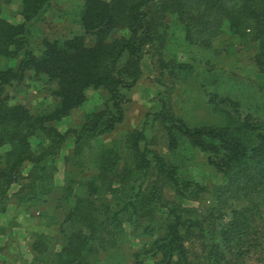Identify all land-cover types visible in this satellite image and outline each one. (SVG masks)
Instances as JSON below:
<instances>
[{"label":"trees","instance_id":"obj_1","mask_svg":"<svg viewBox=\"0 0 264 264\" xmlns=\"http://www.w3.org/2000/svg\"><path fill=\"white\" fill-rule=\"evenodd\" d=\"M13 1L0 0V57L6 60L0 65V213L15 199L13 218L0 225V235L8 236L4 245L16 247L13 228L20 214L49 217L44 206L54 193L55 206L65 211L60 223L53 217L47 222L58 225L60 238L34 233L33 258L20 264H104L105 256L129 241L127 222L136 236L146 238L133 254L137 264H238L235 258L262 241L257 236L250 245L248 237L264 205V116L244 114L238 100L208 88L221 70L209 53L224 36L252 40L248 59L264 76V0H84L77 19L82 33L44 38L36 47L34 26L46 19L55 0H21V23L3 15ZM115 30L128 33L113 37ZM171 40L184 45L188 61L163 57ZM148 52L157 58L158 82L170 79L172 91L183 79L196 78L225 123L190 126L163 94L142 129L124 141L94 144L124 121ZM28 78L56 83L52 112L37 114L15 101L14 92ZM89 88L107 91L103 107L88 113L80 128L61 131L57 123L85 103ZM153 119L170 152L176 153L185 137L224 175L218 191H225L218 197L229 191L238 200L244 195L247 203L225 217L212 207L203 214L186 206V200L203 198L206 188L185 178L180 165L154 147L148 134ZM71 135L74 148L65 157L58 188L57 159Z\"/></svg>","mask_w":264,"mask_h":264},{"label":"rangeland","instance_id":"obj_2","mask_svg":"<svg viewBox=\"0 0 264 264\" xmlns=\"http://www.w3.org/2000/svg\"><path fill=\"white\" fill-rule=\"evenodd\" d=\"M83 1L55 0L53 6L46 14V19L36 23L34 26L31 37L33 47L38 46L44 38L53 39L73 33H82L83 30L77 19ZM20 2L21 0H14L4 10L3 15L10 21L18 22L22 18L18 13ZM127 33L126 30H115L112 36L119 37ZM90 39L91 37H89ZM251 46L252 40H232L230 36H224L222 39L216 40L214 49L209 53V56L221 70L216 75L218 79L213 83L214 85L209 81L208 88L211 90L217 89L222 96L228 95L238 100L241 103L242 113L263 117L264 76L257 74L248 59ZM183 48L184 45L180 44L179 41L171 40L168 48L164 50L163 57L165 59L177 57L181 61H188L190 59L189 54ZM10 63L15 64V61L12 60ZM1 64H4V60ZM142 70L141 79L130 92L131 101L126 105L124 121L117 125L112 132L97 137L93 141L94 144L100 145L113 141H124L130 134L142 129L147 118L152 119V117H148L149 114L158 111L159 100L163 94L171 96L176 113L182 116L190 126L201 123H225V120L215 113L213 107L207 104V98H205L202 87L198 84L199 82L196 78L183 79L180 83L175 84L171 91V86L173 85L170 79L164 80L165 85H162L160 81L158 82L160 76L158 61L150 52L143 57ZM55 89V82L47 83L46 79L28 78L14 92L15 101L22 102L32 112L37 114L52 112L58 103V99L52 94ZM107 97L108 93L105 89L89 88L85 103L74 109L69 116L59 121L57 126L61 131H66L69 128H80L85 116L102 108ZM148 134L154 137V147L159 149L169 160L180 165L182 175L185 178L193 179L206 188L203 198L200 200H186V206L197 208L203 214H207L209 208L212 207L217 216L223 214L225 217V215L229 214L232 207L247 203L243 194L242 199L239 198L238 200L233 197L235 193H230L229 191H226L222 197H218L219 192L225 191L223 187L221 191H218L219 186L223 184L224 175L211 167L204 154L185 137H181L180 146L176 153L173 154L169 151L168 141L158 121L154 119L153 122L149 121ZM74 142L75 136L71 135L57 159L58 172L55 182L58 188L64 182L65 157L73 151ZM32 144L36 148L37 140L34 139ZM17 188L18 185L12 189V192L16 191ZM56 196L57 193H54L50 197V202L44 206V210L45 212L48 211L49 217L44 216L41 218V215L36 211L30 214L22 213L18 216L16 226L13 228L15 234L12 237L17 244L15 248H7L4 244L8 236L6 234L0 235L4 236V238L0 237V247L5 246L2 247L4 249L0 250V264H12V261H17V264H20L21 260L30 262L33 258L31 244L34 233H44L49 237L60 238V234H57L58 225L47 224L49 220L53 222L52 217L56 222L60 223L65 216L64 209L55 206ZM248 197L255 199V196L248 195ZM14 207L15 199L11 197L8 209H14ZM13 214L11 213L10 217L0 221V225L6 226L13 218ZM261 216V218L258 215L255 216V227L252 229L254 235L248 237V239L250 245L255 242L253 239L257 236L262 241L252 247L250 253L244 258L241 256L235 258L238 264H264V205L261 207ZM219 220L220 223H224L228 220V217L225 220H222V218ZM125 229L128 232L127 238L129 241L122 249L105 256L104 264H137L133 254L139 250L146 238L144 236H136L129 222L125 223ZM2 254H6L8 257H3ZM142 264H151V262L145 261Z\"/></svg>","mask_w":264,"mask_h":264},{"label":"crops","instance_id":"obj_3","mask_svg":"<svg viewBox=\"0 0 264 264\" xmlns=\"http://www.w3.org/2000/svg\"><path fill=\"white\" fill-rule=\"evenodd\" d=\"M19 16L22 17L20 14H19ZM22 21H23V17L21 19H19L18 22L21 23ZM3 60H4V63H5L6 60L0 57V64L3 62ZM2 150L3 149L0 148V153H1ZM11 213H14V209H12V208L10 210H8L7 212H5V213H0V221H2L3 219H5L6 217H10L11 216Z\"/></svg>","mask_w":264,"mask_h":264}]
</instances>
